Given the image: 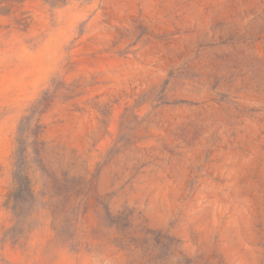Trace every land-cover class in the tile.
I'll use <instances>...</instances> for the list:
<instances>
[{"label": "rangeland", "instance_id": "rangeland-1", "mask_svg": "<svg viewBox=\"0 0 264 264\" xmlns=\"http://www.w3.org/2000/svg\"><path fill=\"white\" fill-rule=\"evenodd\" d=\"M0 264H264V0H0Z\"/></svg>", "mask_w": 264, "mask_h": 264}, {"label": "trees", "instance_id": "trees-1", "mask_svg": "<svg viewBox=\"0 0 264 264\" xmlns=\"http://www.w3.org/2000/svg\"><path fill=\"white\" fill-rule=\"evenodd\" d=\"M23 179H26V177H24V176L21 175V177H20V183H21L22 186H24V182H22ZM28 185H29V181H28V178H27L26 179V182H25V186L28 187Z\"/></svg>", "mask_w": 264, "mask_h": 264}]
</instances>
